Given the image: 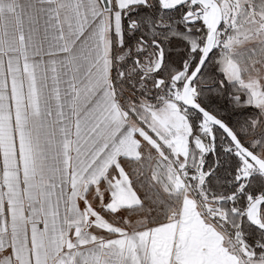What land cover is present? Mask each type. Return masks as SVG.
Wrapping results in <instances>:
<instances>
[{
	"label": "snow or ice",
	"instance_id": "6c2138e0",
	"mask_svg": "<svg viewBox=\"0 0 264 264\" xmlns=\"http://www.w3.org/2000/svg\"><path fill=\"white\" fill-rule=\"evenodd\" d=\"M0 264H264V0H0Z\"/></svg>",
	"mask_w": 264,
	"mask_h": 264
}]
</instances>
